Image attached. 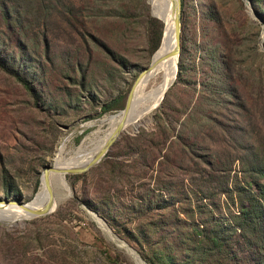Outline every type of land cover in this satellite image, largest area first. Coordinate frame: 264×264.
Here are the masks:
<instances>
[{
    "label": "rangeland",
    "instance_id": "obj_1",
    "mask_svg": "<svg viewBox=\"0 0 264 264\" xmlns=\"http://www.w3.org/2000/svg\"><path fill=\"white\" fill-rule=\"evenodd\" d=\"M262 1L180 0L176 74L149 125L120 133L97 163L68 173L69 192L50 212L0 219V264H134L87 214L84 205L96 211L86 199L138 254L146 243L131 235H163L171 214L184 217L190 207L198 217L196 205L214 215L237 212L236 185L256 192L254 180L264 184L254 171L264 167ZM19 5L42 71L29 91L0 68V201L27 202L60 141L72 152L106 127L104 115L123 110L167 27L149 0ZM8 29L0 20L4 45L16 51ZM161 200L176 211L159 207ZM12 205L22 209L4 206Z\"/></svg>",
    "mask_w": 264,
    "mask_h": 264
},
{
    "label": "trees",
    "instance_id": "obj_2",
    "mask_svg": "<svg viewBox=\"0 0 264 264\" xmlns=\"http://www.w3.org/2000/svg\"><path fill=\"white\" fill-rule=\"evenodd\" d=\"M263 5L262 1L258 10L262 18ZM23 11L19 0H0V20L9 28V33L16 34L14 41L17 47L16 51L9 50L4 45L3 36L6 35L0 30V68L13 75L26 90L31 91L34 90L32 76L42 71V68L35 56L36 49L26 43ZM160 38L161 30L159 41ZM28 68H31L32 72H29ZM32 93L38 95L37 90ZM112 101L114 100L103 103L101 111L111 108ZM254 171L258 176H264V167H256ZM254 183L258 188L256 192L248 187L236 185L239 195L237 212L231 213L230 216L214 215L209 209H199V205H196L198 217L193 215L190 207L189 211H182L186 214L184 217L171 214L168 221L164 222L167 232L154 239H149L150 234L146 231H136L135 235L131 236L146 243L143 247L138 245L140 256L147 264H264V184L256 180ZM84 201L99 215L106 217L104 211L91 201ZM155 203L160 204L159 207L168 206L173 213L176 211L170 206L173 202L161 200Z\"/></svg>",
    "mask_w": 264,
    "mask_h": 264
},
{
    "label": "bare ground",
    "instance_id": "obj_3",
    "mask_svg": "<svg viewBox=\"0 0 264 264\" xmlns=\"http://www.w3.org/2000/svg\"><path fill=\"white\" fill-rule=\"evenodd\" d=\"M152 15L161 20L167 27L162 29L161 42L154 51V56L150 65L145 68L134 80L128 98L126 108L116 113L104 115L100 122H105L106 127L100 132L84 139L72 152H67L63 141H60L52 162V168L47 170L48 184L41 182L38 192L32 201L19 204L10 201H0V219L7 220L12 218L22 219L24 216H31L30 210L42 207L45 202H50L51 207L55 206L57 200L68 194L67 173L65 169L73 166H81L90 159L98 156L105 148L107 141L115 134L123 132H133L139 126L149 125L151 122V111L160 101L164 90L171 84L176 74V59L179 53L167 54L166 52L174 47L179 39H176L174 30V11L176 0H149ZM158 77L162 79L152 85ZM94 123V122H93ZM96 123V122H95ZM99 126V125H98ZM17 204L22 209L12 205ZM97 225L103 230L108 231L106 225L99 217L91 215ZM110 234V233H109ZM108 238V237H107ZM137 264H145L140 259Z\"/></svg>",
    "mask_w": 264,
    "mask_h": 264
},
{
    "label": "water",
    "instance_id": "obj_4",
    "mask_svg": "<svg viewBox=\"0 0 264 264\" xmlns=\"http://www.w3.org/2000/svg\"><path fill=\"white\" fill-rule=\"evenodd\" d=\"M179 8H180V0H176V9L174 11V30H175V36H176V39H179V30H180V21H179ZM162 39H160V42H161ZM159 42V44H160ZM179 48L180 46L178 45V42L177 44L172 47L171 49H169L166 53L167 54H173V53H179ZM164 93H165V90L163 91L162 95H161V98H160V101L162 100L163 96H164ZM129 94H130V88L125 96V100H124V104H123V109L126 108L127 106V103H128V98H129ZM160 101L158 102V104L160 103ZM157 104V105H158ZM156 105V106H157ZM155 106V107H156ZM119 134H115L113 135L112 137H110L107 141V144L104 148V150L98 155V156H95L94 158L90 159L88 162H86L85 164L81 165V166H73V167H68L65 169V172L68 174V173H74V172H80V171H83L85 169H87L88 167L94 165L95 163H97L99 161V159L104 155L105 151L108 149L109 145L111 144L112 141H114L116 139V137L118 136ZM52 168V165H47L46 167L43 168V170L41 171L40 173V176H39V183L40 182H43V184L45 185L48 184V175H47V170L51 169ZM68 192H69V185H68ZM36 195V193L33 194V196L31 198H33L34 196ZM3 201H9V200H6L4 199ZM10 202H15V203H19V204H25L26 201H20V200H14V201H10ZM55 206L51 207V204L50 202H45L42 207L38 208V209H34V210H30V213L32 215V217L34 216H38V215H42V214H45V213H48L50 212ZM85 209H86V212L87 214L91 217V215H95L97 217H99V219L102 220V222L106 225V223L104 222V220L98 216L96 214V212H94L93 210L89 209L88 207H86L84 205ZM94 221L95 219L92 218ZM95 223L97 224V222L95 221ZM109 233L107 231H104L110 238L111 240L117 244L118 246H121L125 252L130 256V258L132 259L133 263L134 264H137V259H140L141 261H143L145 264H147L141 257L140 255L131 247L129 246L126 242L120 240L112 231L111 229L106 225Z\"/></svg>",
    "mask_w": 264,
    "mask_h": 264
}]
</instances>
